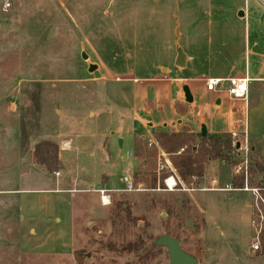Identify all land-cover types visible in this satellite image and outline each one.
<instances>
[{"label":"rangeland","instance_id":"374dc122","mask_svg":"<svg viewBox=\"0 0 264 264\" xmlns=\"http://www.w3.org/2000/svg\"><path fill=\"white\" fill-rule=\"evenodd\" d=\"M198 1L189 6L203 24L247 7ZM249 4L264 17L263 0ZM177 13L175 0H0V264H169L150 244L165 232L201 264H264V246L251 249L256 194L232 184L244 171L264 197V116L256 151L241 143L229 160L209 159L203 177L182 181L187 190L164 189L172 155L155 136L148 161L135 159V137H152L131 121L132 84L118 78L161 74L153 67L174 42ZM70 138L55 172L37 162L42 140ZM102 187L114 191L107 206Z\"/></svg>","mask_w":264,"mask_h":264},{"label":"crops","instance_id":"0c3cea01","mask_svg":"<svg viewBox=\"0 0 264 264\" xmlns=\"http://www.w3.org/2000/svg\"><path fill=\"white\" fill-rule=\"evenodd\" d=\"M230 1L235 6L236 0ZM175 3L178 23L174 42L166 40L162 47L164 56L153 67L161 74L155 76L150 70L146 78L123 75L118 78L132 84L131 121L144 125L151 140L159 131L188 130L198 136L203 132L231 136L237 133L240 140L247 139L252 150L256 151L263 135L261 121L264 116L262 13L249 7V0H244L247 7L240 13L236 8L235 12H222L227 14L223 17L218 11L222 21L214 23L209 19L203 24L196 21L198 11L189 6L190 3L199 6L200 1L175 0ZM205 12L212 15L210 11ZM242 77L250 79L245 98L232 97L226 89L207 88L209 79L225 80V87H228L230 79ZM91 114L96 115L94 112ZM140 138L146 140L143 135L135 137L134 156L136 142ZM64 143L69 144L65 146ZM71 143L70 138L58 144V157L60 151L71 148ZM30 158L34 164L37 163L32 155Z\"/></svg>","mask_w":264,"mask_h":264},{"label":"trees","instance_id":"16d2710c","mask_svg":"<svg viewBox=\"0 0 264 264\" xmlns=\"http://www.w3.org/2000/svg\"><path fill=\"white\" fill-rule=\"evenodd\" d=\"M154 136L158 145L165 152L172 155V163L185 183H191L194 177H203L204 164L209 159L223 158L229 160L231 152L239 150L237 145L233 144L229 134L219 135L203 132L198 136L193 132L183 130L179 132L159 131ZM198 141L199 146L196 148L195 144ZM147 146V140L143 138L137 140L135 156L138 160L148 161L151 152L147 149ZM58 151V146L55 143L44 141L36 145L34 156L38 163L46 165L50 170L54 171L59 162ZM234 164H237V162ZM257 166L260 167L261 173L264 174L262 164L257 163ZM152 184H157L156 177L153 178ZM232 184L235 188L245 187L244 171L234 177ZM261 238L264 246V231Z\"/></svg>","mask_w":264,"mask_h":264},{"label":"built area","instance_id":"2783aa9c","mask_svg":"<svg viewBox=\"0 0 264 264\" xmlns=\"http://www.w3.org/2000/svg\"><path fill=\"white\" fill-rule=\"evenodd\" d=\"M264 1V0H263ZM225 80L221 79H209L207 81V88L210 90H213L215 88H220V89H226L228 93L235 98H245L248 96L249 92V82L250 79L248 77H242V78H234L230 79V85L228 87H225L224 84ZM232 139L233 143L236 144L238 143L239 145V151L243 150L242 144L248 143L247 139L245 141L239 139V135L237 133L232 134ZM242 143V144H241ZM69 143H64L65 146H67ZM157 143H155L153 140H148V145L149 146H154ZM248 148L246 147V150ZM161 150V155L166 156L167 154L164 152V150ZM163 169H166L167 175L164 178V184L165 190L168 191H176L177 189L179 190H187L188 188L185 186V184L182 182L177 169L175 168L174 164L169 160V158H166V163L163 164ZM239 171V170H238ZM58 175L60 173H57ZM124 180L127 182V188L125 191H133L136 189L134 180L130 176H125ZM239 189L240 191H252L255 192L256 194V207H257V217L252 220V223L255 227V236H254V242L252 243L251 249L254 252H258L262 250V238L261 235L264 231V197L261 193L262 189L260 187L250 186L245 183V187L243 188H236ZM98 193L100 194V200L101 203L105 206L109 205L112 203L111 201V193L114 192L110 189H99L97 190Z\"/></svg>","mask_w":264,"mask_h":264},{"label":"water","instance_id":"95a60500","mask_svg":"<svg viewBox=\"0 0 264 264\" xmlns=\"http://www.w3.org/2000/svg\"><path fill=\"white\" fill-rule=\"evenodd\" d=\"M85 58H88L86 54ZM89 70L97 74V65L90 64ZM150 244L151 246H163L167 249L169 264H201L199 257L184 249L181 239L168 232L158 235Z\"/></svg>","mask_w":264,"mask_h":264}]
</instances>
